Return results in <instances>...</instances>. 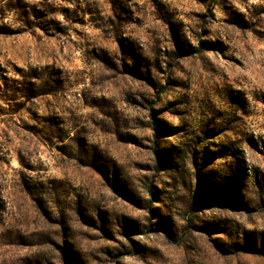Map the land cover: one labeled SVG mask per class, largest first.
Wrapping results in <instances>:
<instances>
[{
    "label": "rangeland",
    "instance_id": "obj_1",
    "mask_svg": "<svg viewBox=\"0 0 264 264\" xmlns=\"http://www.w3.org/2000/svg\"><path fill=\"white\" fill-rule=\"evenodd\" d=\"M0 264H264V0H0Z\"/></svg>",
    "mask_w": 264,
    "mask_h": 264
}]
</instances>
